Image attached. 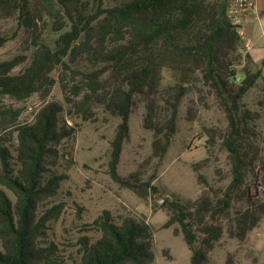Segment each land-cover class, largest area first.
Masks as SVG:
<instances>
[{
    "label": "trees",
    "instance_id": "16d2710c",
    "mask_svg": "<svg viewBox=\"0 0 264 264\" xmlns=\"http://www.w3.org/2000/svg\"><path fill=\"white\" fill-rule=\"evenodd\" d=\"M115 1L107 6V0H0V15L16 20L34 47L31 56L0 61V97L22 101L37 93L48 96L58 78L64 93V102L45 104L25 124L18 122L19 112L0 106V264L155 261L154 228L145 220L104 210L85 229L97 237L82 236L76 255H65L49 236V225L61 218L64 206L40 209L61 187L64 177L55 168L62 144L76 135V118L91 121L98 105L119 120L111 142L113 179L131 188L151 187L121 176L118 166L140 100L146 103L144 127L153 133L155 156L163 158L171 146L187 88L181 84L174 89L160 118L164 110L156 95L165 68L185 77L201 71L229 122L224 143L232 160L231 184L222 194L209 190L178 210L191 264H209L226 223L244 240L264 218V191L252 196L246 185L254 160L243 144L247 119H252L243 99L262 78V70L237 68L241 37L227 20L228 0ZM49 26L59 34L54 43L43 33ZM17 35L0 34V47ZM247 60L252 62L251 55ZM81 61L90 69L72 68ZM61 66L65 70L56 78L53 73ZM109 78L118 82L112 91ZM256 177L264 186V166Z\"/></svg>",
    "mask_w": 264,
    "mask_h": 264
},
{
    "label": "rangeland",
    "instance_id": "374dc122",
    "mask_svg": "<svg viewBox=\"0 0 264 264\" xmlns=\"http://www.w3.org/2000/svg\"><path fill=\"white\" fill-rule=\"evenodd\" d=\"M115 2L107 0L106 5ZM258 5L259 17L255 20L254 32L247 31L244 38L241 37V46L235 54L241 60L236 61L237 68L262 70V78L243 99L244 107L252 112V119H247L248 127L243 134V144L254 160L246 183L252 196L257 193L261 196L264 191L261 179L257 181L256 177L258 169L262 170L264 166V0ZM15 32H18L17 37L0 47V61L32 55L31 36L18 30L16 20L0 15V34ZM43 33L50 43H54L59 35L52 32L50 26L45 27ZM248 40H253L254 48L247 47ZM248 54L252 59L250 64ZM71 66L73 69H90L84 61ZM64 70L62 66L56 68L53 76L58 78ZM190 74L185 77L180 71L167 68L162 73L156 95L159 107L164 110L160 118L165 117L166 100L170 99L174 89L181 84L187 88L179 110L178 131L163 158L155 156L153 133L144 127L146 103L143 100L139 101V108L132 116L130 138L124 145L118 172L141 185L151 183V187L139 188L133 184L131 188L113 179L111 142L119 120L110 115L105 106L95 107L91 121L76 118L79 125L76 135L62 144L61 157L55 168L64 177L61 187L58 194L40 209L44 212L55 205L64 206L61 218L50 223L49 236L65 255H76L82 236L97 237L95 233L85 231L86 226L104 210H110L117 216H134L153 226L156 259L152 264H191L192 252L182 233L178 210L209 190L217 194L225 192L233 180V167L224 143L229 129L227 117L205 85L201 71ZM108 80L112 91L118 82L114 78ZM53 101L64 102L59 78L48 96L37 93L22 101L4 96L0 97V106L19 112L18 122L25 124L32 122L37 112ZM69 121L74 124L73 120ZM209 264H264V218L244 240L235 237L226 223L222 240L210 252Z\"/></svg>",
    "mask_w": 264,
    "mask_h": 264
},
{
    "label": "built area",
    "instance_id": "2783aa9c",
    "mask_svg": "<svg viewBox=\"0 0 264 264\" xmlns=\"http://www.w3.org/2000/svg\"><path fill=\"white\" fill-rule=\"evenodd\" d=\"M259 0H228L226 17L238 35L244 38L247 25L250 21L259 17ZM247 47L252 48L251 40Z\"/></svg>",
    "mask_w": 264,
    "mask_h": 264
},
{
    "label": "crops",
    "instance_id": "0c3cea01",
    "mask_svg": "<svg viewBox=\"0 0 264 264\" xmlns=\"http://www.w3.org/2000/svg\"><path fill=\"white\" fill-rule=\"evenodd\" d=\"M260 1V0H259ZM256 19H254V20H252V21H250L249 23H248V25H247V31H248V33H250V34H252V32H254V28H255V21ZM253 40H251V42H252ZM252 48H254V46H252ZM251 48V49H252Z\"/></svg>",
    "mask_w": 264,
    "mask_h": 264
},
{
    "label": "water",
    "instance_id": "95a60500",
    "mask_svg": "<svg viewBox=\"0 0 264 264\" xmlns=\"http://www.w3.org/2000/svg\"><path fill=\"white\" fill-rule=\"evenodd\" d=\"M160 202H163V199H159Z\"/></svg>",
    "mask_w": 264,
    "mask_h": 264
}]
</instances>
